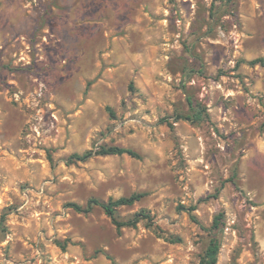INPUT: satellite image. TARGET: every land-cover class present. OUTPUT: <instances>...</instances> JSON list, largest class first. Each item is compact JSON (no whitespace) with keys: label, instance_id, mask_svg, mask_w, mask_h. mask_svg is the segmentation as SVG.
<instances>
[{"label":"rangeland","instance_id":"rangeland-1","mask_svg":"<svg viewBox=\"0 0 264 264\" xmlns=\"http://www.w3.org/2000/svg\"><path fill=\"white\" fill-rule=\"evenodd\" d=\"M103 147L140 159L68 162ZM133 194L120 232L69 206ZM213 236L264 264V0H0V264H199Z\"/></svg>","mask_w":264,"mask_h":264},{"label":"trees","instance_id":"trees-1","mask_svg":"<svg viewBox=\"0 0 264 264\" xmlns=\"http://www.w3.org/2000/svg\"><path fill=\"white\" fill-rule=\"evenodd\" d=\"M190 112V116H177L175 122L178 120L188 121L192 124L202 122L204 120L202 111L199 110L198 105H195L192 100L187 99ZM129 156L131 158L140 159V155L133 150L120 148V147H103L97 152L87 151L82 155L74 154L68 158L69 163L74 162H84L93 156ZM145 194H133L130 197L120 198L116 201L109 200L106 203L99 202L97 200H90L85 207H82L77 204H70L69 206L73 208L78 213H89L93 210L94 207H100L104 214L111 220L112 224L115 226L116 230L120 232L124 228H136L143 220H150V216L144 211L137 213L134 217L128 221H119L117 218V210L121 207H130L136 202H139ZM189 212L195 211L194 208L188 210ZM221 217L217 216L214 218L212 223V230H217L220 228ZM60 248L64 249L63 245L59 243ZM220 243L216 237H211L208 243V246L201 257L199 264H217L218 255L220 252Z\"/></svg>","mask_w":264,"mask_h":264}]
</instances>
